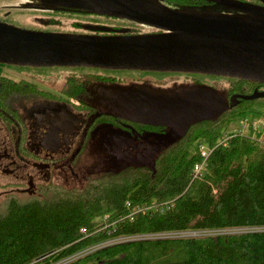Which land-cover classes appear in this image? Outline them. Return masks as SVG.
<instances>
[{
	"label": "trees",
	"instance_id": "trees-1",
	"mask_svg": "<svg viewBox=\"0 0 264 264\" xmlns=\"http://www.w3.org/2000/svg\"><path fill=\"white\" fill-rule=\"evenodd\" d=\"M162 1L179 8L213 3ZM94 80L75 85L76 90L86 94ZM262 90L263 82L229 77L226 97ZM47 94L34 83L0 74V102H30ZM131 100L130 93L125 94V105ZM146 101L152 97L146 95ZM251 113L264 114V97L232 100L215 116L183 126L178 135L167 126L165 148L149 162L110 156L99 162L89 157L69 183L50 181L37 193L7 192L0 204V264H49L123 234L231 227L257 230L134 240L100 248L68 264H264V144L241 133L216 145L234 120ZM102 117L128 116L103 111ZM202 142L213 149L202 174L194 177V167L202 161ZM105 207L108 214L97 219Z\"/></svg>",
	"mask_w": 264,
	"mask_h": 264
},
{
	"label": "flooded vegetation",
	"instance_id": "flooded-vegetation-1",
	"mask_svg": "<svg viewBox=\"0 0 264 264\" xmlns=\"http://www.w3.org/2000/svg\"><path fill=\"white\" fill-rule=\"evenodd\" d=\"M30 6L36 11L50 12L40 30L136 33L122 31L121 25L112 24L123 18L59 6L47 0H31ZM84 17H95L100 21L89 23L88 20L71 19ZM154 31L158 29L150 27L147 32ZM81 68L74 67L63 86L55 90L42 89L23 78L47 91L44 98L37 96L30 102L19 99L0 102V204L7 192L37 193L50 181L69 183L72 173L78 177L89 157L100 159L111 155L149 162L164 150L167 126L178 135L179 129L191 121L215 116L232 102L227 97L225 101H214L216 98L202 89L184 92L187 100L169 103L160 95L139 91L136 100L133 99L132 105L126 108L127 118H103V110L90 103L88 94H81L75 85L81 86L86 80L102 77L113 80L116 76ZM146 95L152 97V101H146Z\"/></svg>",
	"mask_w": 264,
	"mask_h": 264
},
{
	"label": "water",
	"instance_id": "water-1",
	"mask_svg": "<svg viewBox=\"0 0 264 264\" xmlns=\"http://www.w3.org/2000/svg\"><path fill=\"white\" fill-rule=\"evenodd\" d=\"M129 19L154 32L86 34L29 29L0 20V62L38 67L180 71L264 83V0H210L232 11L179 8L162 0H47ZM264 97V90L231 100Z\"/></svg>",
	"mask_w": 264,
	"mask_h": 264
},
{
	"label": "rangeland",
	"instance_id": "rangeland-1",
	"mask_svg": "<svg viewBox=\"0 0 264 264\" xmlns=\"http://www.w3.org/2000/svg\"><path fill=\"white\" fill-rule=\"evenodd\" d=\"M30 4L31 0H0V20L24 28L38 30L42 29V26L44 25L43 23L47 21V17L50 15V12L38 10L36 11L31 8ZM195 8L203 11H232L228 7L219 3H209ZM71 19L72 21L77 22L88 20L89 23H96L100 21L95 17ZM115 23L121 25L122 31L144 33L149 31L150 29V27L148 26L127 19H119L118 21H113L112 24ZM63 24H65V22H63ZM73 68L74 67L64 66L38 67L0 62V74L11 77L15 80L26 78L35 82L40 88L46 90H55L62 87L65 82L66 76L70 72L74 71ZM81 69H90L92 71L97 70L102 75L111 74L113 76H116V79L113 80L98 79L94 83L90 84L86 93L88 94L87 99L99 110L109 111L113 113H119L122 111L124 114H127L126 105L124 103L125 94H134V92L137 93L139 91H144L147 94L154 93L157 96L160 95L169 103L174 102L178 99L187 100L185 99L187 95H185L184 92L197 91L198 89H202L210 92V94H212L216 98L214 101H225L229 80V77L223 75L189 73L180 71L103 68H100L102 70H98L96 68L88 67H82ZM198 85H200L201 88H198ZM245 117H249L251 120L258 122V124H260L261 126H264V114L251 113L234 120L227 127V133L224 136L241 130L245 133H250L251 131L248 130V125L244 124L243 122ZM178 124L181 125L182 123ZM105 156L115 158L123 157L111 155ZM105 156H102L101 158ZM101 158L99 159V162ZM107 214L108 211L105 207L103 211L97 215L96 218L101 219Z\"/></svg>",
	"mask_w": 264,
	"mask_h": 264
},
{
	"label": "built area",
	"instance_id": "built-area-1",
	"mask_svg": "<svg viewBox=\"0 0 264 264\" xmlns=\"http://www.w3.org/2000/svg\"><path fill=\"white\" fill-rule=\"evenodd\" d=\"M244 124L248 125V130L251 131V133H245L242 130L236 131L234 133H231L230 135L223 136L219 142L216 144H226L227 139H230L232 136L236 134H250L252 138H257L261 143L264 144V126H261L258 124V122H255L251 120L249 117H245L243 120ZM202 161L200 163H197L194 167V177H198L202 174V169L204 164L206 163V160L210 153L212 152V147L208 146L205 143H200L199 145ZM167 205V204H164ZM141 207H138L136 210H134L132 213H130L131 218H133V214L136 213L138 210H140ZM164 210V207L161 208V211ZM257 230L252 227H231V228H223V229H202V228H189V229H183V230H172V231H161V232H150V233H136V234H123V235H117L113 236L107 239H104L98 243L91 244L71 255H68L66 257H63L57 261L51 262L49 264H66L68 262H71L75 259H78L79 257H82L88 253H91L95 250H98L100 248L115 245L119 243H125L129 241L134 240H142V239H167V238H179V237H199V236H211V235H221V234H232V233H241V232H249ZM45 257V256H44ZM43 257V258H44Z\"/></svg>",
	"mask_w": 264,
	"mask_h": 264
},
{
	"label": "bare ground",
	"instance_id": "bare-ground-1",
	"mask_svg": "<svg viewBox=\"0 0 264 264\" xmlns=\"http://www.w3.org/2000/svg\"><path fill=\"white\" fill-rule=\"evenodd\" d=\"M68 67H70V66H68ZM73 67H76V66H73ZM78 67V66H77ZM97 68H99V67H97ZM103 69H108V68H103ZM131 96V95H130ZM131 98H132V101H133V99H135V97H132L131 96ZM136 100V99H135ZM126 106H128V105H126Z\"/></svg>",
	"mask_w": 264,
	"mask_h": 264
}]
</instances>
